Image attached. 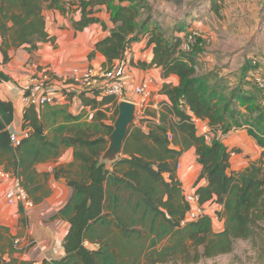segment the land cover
Wrapping results in <instances>:
<instances>
[{
  "label": "trees",
  "instance_id": "1",
  "mask_svg": "<svg viewBox=\"0 0 264 264\" xmlns=\"http://www.w3.org/2000/svg\"><path fill=\"white\" fill-rule=\"evenodd\" d=\"M147 1L80 0L73 1L70 7L77 4L81 9L82 17L75 21L79 30L95 22L107 28L95 13L99 6L108 7L114 27L90 54L91 58L101 52L107 58L104 68L111 69L114 61L124 57L131 44L144 35L147 44L153 45L152 64L162 66L165 76L175 74L180 78L178 85H163L161 92L169 102L162 107L159 121L150 125V131L132 126L124 144L125 155L114 163L112 172L101 156L119 113L116 97L105 96L101 101L115 102V116L110 124L103 121L102 110L88 121L82 113L73 115L63 106H48L41 116L30 107L24 123L29 133L18 146L12 144L9 129L14 106L0 98V167L21 180L34 203H41L51 194V173H40L36 164L57 159L65 147L74 151L73 162L53 170L56 178H65L72 188L68 202L55 216L71 224L65 239L67 255L40 264H195L231 253L238 240L264 246V92L257 86L263 93L260 100L258 92L245 91L242 84L231 95H223L225 83L216 81L211 85V75L199 74L197 63L201 60L194 51L182 50L185 40L178 33L192 26L188 23L190 15L168 24L173 26L168 32ZM167 1L175 10L185 9L190 3ZM219 1H211L210 6L217 14ZM45 3L50 8H67L59 0H11L10 5L18 7L20 14L11 15L6 8L3 11L5 18H13L21 26L25 36L22 39L34 46L36 40L48 39L41 14ZM244 70L255 72L257 67L247 63ZM90 98L88 103L95 108V94ZM232 101L238 105L232 106ZM241 105L248 106L244 119ZM147 112L157 117L156 112ZM194 117L214 127L220 125L223 133L234 126L248 125L263 148L261 158L243 170L230 171L234 150L220 139L208 142L199 135ZM178 134L185 148L196 147L197 162L202 166L193 191L202 205L217 204L213 214L208 211L185 225L181 222L191 205L176 177L178 159L183 153L173 145L178 143ZM165 172L169 173V180L164 178ZM202 178H207V182L200 185ZM215 219L224 222L222 229L216 230ZM16 238L9 228L0 227V264H35L15 256ZM96 238L99 248L89 249L85 241L95 242ZM7 254L9 260L5 258Z\"/></svg>",
  "mask_w": 264,
  "mask_h": 264
},
{
  "label": "crops",
  "instance_id": "2",
  "mask_svg": "<svg viewBox=\"0 0 264 264\" xmlns=\"http://www.w3.org/2000/svg\"><path fill=\"white\" fill-rule=\"evenodd\" d=\"M10 3L11 0L0 3V98L4 101H11L14 106V119L9 126L10 131L24 136L26 130L24 129L25 113L30 107H34L41 116L48 109V106H63L73 115L82 113L86 119L92 114L93 118L88 119V121H92L97 112L102 110L105 113L103 121L108 124L112 123V113L116 108L115 102L110 101L101 104L103 98L96 97L97 106L93 108V105L88 102L94 93H85L84 97L81 96L84 92L72 89L73 80H71V75L76 68H79L80 71L92 68L99 71L107 65V58L101 52L97 51L91 58L90 54L94 51L96 43L109 35L114 27L108 7L106 5L99 6L95 13L107 25V28H104L101 22H95L79 30L75 27V21L81 19L82 13L77 4L72 9L64 7L63 10L62 8H50L45 3L42 6L41 14L45 20L44 31L48 34V39L36 40L34 46L22 39L25 38L24 33L21 32V26L16 25L13 18H5L3 13L5 8L11 15L21 12L18 7L11 6ZM201 3H191L192 6L182 9V11L188 10L184 14L191 13L192 15L194 12H191L192 10L199 11L198 16L201 15V20L198 23H193L196 18L190 20L192 26L200 25L203 22V24L207 23V20L202 21L204 18ZM209 10L213 12L211 8ZM171 17L173 16L166 13L160 15V19L164 18L165 23L168 24H173L176 20V17H173L174 19ZM183 33H178V36L184 41ZM153 58V45L149 46L147 36L143 35L140 40L131 44L124 57L114 61L113 67L127 83L124 99L136 103L139 112L142 111L143 107V110L148 108L151 112L157 113V117L154 118L152 114L145 112L133 124L146 132L150 131L151 124L159 121L158 117L162 107L169 102L168 96L161 92L163 85L167 82L178 85L180 82L179 76L175 74L165 76L162 66L152 64ZM144 64L147 65L144 66ZM45 74L56 77V80L52 81V87L57 91H72L69 92L67 101L60 105L31 106L26 101L25 95L34 85L44 83L42 78ZM144 81L149 82L152 93L148 101L143 104L142 96L134 91V86ZM242 110L245 111L243 108ZM59 122H62V119ZM202 123L205 124L208 121ZM213 127L211 126V129L215 132L218 130L222 132L221 140L230 150H234L231 156L230 171L243 170L261 158L263 148L258 145L255 137L250 133L247 128L248 125L234 126L227 133H223L221 126ZM198 133L203 135L200 130ZM216 137L219 138V134ZM108 138L109 136L107 140ZM207 140L208 142L211 141L210 138ZM173 145L176 149L183 150L178 159L176 177L181 182L184 193L187 194L195 189L202 173V166L197 162L196 147L185 148L179 134L178 143ZM103 154L101 160H103ZM124 155L123 151L115 161L106 160V168L112 172L114 163ZM73 161V148L65 147L57 159L36 164V169L40 173H51L48 181L51 194L41 203H34L31 208L10 202L6 197V192L13 185V179L0 177V227L9 228L10 232L17 236L15 242L18 252L15 253V256L21 260L40 264L44 260L60 259L67 255L65 239L71 224L68 220L55 216L68 202L72 195V188L65 178H56L53 175V170L57 166L67 165ZM163 175L165 179L169 180V173L165 172ZM206 182L207 178H202L200 185L206 184ZM20 216H23L21 225L19 224ZM223 226V221L215 220L216 230L222 229ZM96 241L98 238L95 242L87 240L85 245L91 250H96L100 246V243ZM5 258L10 259L8 254L5 255Z\"/></svg>",
  "mask_w": 264,
  "mask_h": 264
},
{
  "label": "rangeland",
  "instance_id": "3",
  "mask_svg": "<svg viewBox=\"0 0 264 264\" xmlns=\"http://www.w3.org/2000/svg\"><path fill=\"white\" fill-rule=\"evenodd\" d=\"M186 1L190 3L202 2V15L204 18L202 21L207 20L205 24L203 22L200 25L189 26L186 32L183 33L186 44L189 43L191 46L187 44L182 47V50L194 51L196 57L201 60L197 63L199 74L211 75V85L216 81H223L227 87L222 92L225 96L231 95L233 89L244 84L245 91L258 92L260 100H262L263 93L260 91L259 82L264 81V0H220L219 14L209 10L213 0ZM147 3L153 7L156 19H160V15L166 13L169 16L176 17L178 21L188 18L186 16L190 15L188 19L190 25L192 19L196 18L193 23H198L201 20V15L198 16V10H192L191 12L194 11L193 15L191 13L184 14L188 10H175L167 0H148ZM189 4L185 7H190ZM180 17L182 19H179ZM160 20L164 23L168 32H171L173 26L168 27L169 25L165 23L164 18ZM247 63L254 64L257 70L245 73L244 69ZM256 72H258V75H255ZM245 75L247 76L244 78ZM260 100L258 99L259 104L257 105H260ZM231 105L235 107L238 104L232 101ZM147 110L148 108L143 110L142 107V111H137V119L139 120V116L141 117ZM241 111L244 119V115L248 114V106L241 105ZM112 114L115 116V112ZM202 127L203 124L199 122L198 130L201 131ZM247 128L249 129V126ZM217 134L221 139L222 132L219 130L215 132L211 129L206 139L213 140ZM108 146L109 144L107 148ZM209 206V211L213 214L217 204ZM21 214L24 215V213ZM21 222L23 223V216L19 218L20 225ZM218 223L216 224L218 225ZM195 264H264V246L261 244L254 245L248 240H238L231 253L211 259H202Z\"/></svg>",
  "mask_w": 264,
  "mask_h": 264
},
{
  "label": "built area",
  "instance_id": "4",
  "mask_svg": "<svg viewBox=\"0 0 264 264\" xmlns=\"http://www.w3.org/2000/svg\"><path fill=\"white\" fill-rule=\"evenodd\" d=\"M59 1L69 9L72 2L75 0ZM187 44L190 45L189 43ZM187 44L185 42L184 46ZM113 67L111 69L102 68L99 71H96L93 68L87 69L86 71H80L79 68H76L71 75V80H73L72 89L84 93H94L95 96L100 99L104 98L105 96H114L118 99V101L125 100L124 98L126 96L127 83L124 78H122V76L113 69ZM42 79L44 80V83H41L40 85H34L25 95V99L29 105H60L67 101L69 92L72 90L57 91L55 88H53L52 81L56 80V77L54 76L45 74ZM259 84L261 86L260 88L264 92V81H260ZM134 91L142 96L143 104L148 101L152 93L150 84L147 81L135 85ZM92 118L93 115L90 114L88 119ZM193 121L199 126V122L202 123L205 120L194 117ZM210 126L211 125L208 123L203 124L201 130L203 132V136L206 137L208 134H210ZM28 133L29 131L25 130V134L23 136L14 131H10L12 144L14 146L20 145L22 140L28 136ZM214 138L219 139L216 136ZM0 177L13 179V185H11V187L6 192V197L10 202L19 204L25 208H31L34 206V202L30 199L27 191L22 186L21 180L18 177L12 173L4 171L2 168H0ZM186 199L190 203L191 207L187 211L185 218L182 220V225H185L190 221H194L208 212V207L200 203V197L194 191L187 193Z\"/></svg>",
  "mask_w": 264,
  "mask_h": 264
},
{
  "label": "water",
  "instance_id": "5",
  "mask_svg": "<svg viewBox=\"0 0 264 264\" xmlns=\"http://www.w3.org/2000/svg\"><path fill=\"white\" fill-rule=\"evenodd\" d=\"M118 111L114 129L108 138L109 146L103 154V160L105 161H115L122 154L130 129L137 119V105L132 101H120Z\"/></svg>",
  "mask_w": 264,
  "mask_h": 264
}]
</instances>
